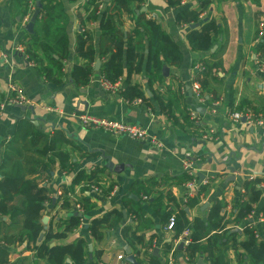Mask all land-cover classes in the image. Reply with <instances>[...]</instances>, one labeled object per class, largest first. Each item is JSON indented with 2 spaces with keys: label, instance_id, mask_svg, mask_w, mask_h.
Listing matches in <instances>:
<instances>
[{
  "label": "crops",
  "instance_id": "obj_1",
  "mask_svg": "<svg viewBox=\"0 0 264 264\" xmlns=\"http://www.w3.org/2000/svg\"><path fill=\"white\" fill-rule=\"evenodd\" d=\"M59 1L69 17L66 28L69 57L60 84L46 81L26 58L23 41L26 33L34 32L37 18L31 29H28L31 20L23 23V27L19 23L21 14L15 0H0V104L17 94H23L28 101L22 105L7 104L0 114V161L5 143L14 133L19 119L32 121L42 133L50 134L61 129L70 137L69 143H63L59 149L71 154V168L63 170L55 158L51 167L37 177V181L50 192L42 215L45 227L53 225L55 231L62 229L60 225L75 213L73 205L76 201L89 197L94 207L87 213V223L69 233L63 242L85 238L90 260L98 264H139V258L142 264H150L151 258L156 257L162 264H204L203 256H198L196 262L190 261L183 245L173 244V236L165 230L169 219L163 221L150 199L161 195L171 215H178L182 207L189 219H194L200 214L205 215V210L218 198L224 202L222 212L228 221L227 227L237 232L235 241L245 238L244 228L248 227V222L256 229L257 237L264 239V221L260 219L264 217V125H252L243 120L235 122L229 116L230 111H241L246 107L264 112V35L259 33L260 24H264V0H211L198 23L191 25L177 22V12L180 9L200 10L202 0H182L177 8L171 7L167 0L140 1V10L136 12H145L148 17L156 19L175 40L184 58L179 67L171 63L164 42L157 41L153 46V64L162 63L161 75L151 87L144 71L133 75V84L145 91L153 108L141 98L126 100L119 94V88L106 90L99 73L102 62L99 57L88 85L77 86L71 82L74 65L83 63L76 51L78 33L83 28L89 30L98 50L100 20H90L92 5L89 0ZM37 3L38 0L36 9L41 6ZM101 4V8L106 7L104 1ZM35 10L31 19L35 12H39ZM209 19H215L222 28L211 51L217 52L218 57L211 52L193 50L188 39L191 29ZM120 24L126 31H133L136 19L124 13ZM218 58L222 68L209 78L206 87H202L207 104L199 103L193 95L194 67L204 60L213 62ZM153 92L160 95L171 109L169 114L160 109ZM213 102L220 103L215 112L209 106ZM199 107L203 110H198ZM186 110L197 113L193 119L198 126L184 125L182 117ZM80 112L142 126L151 136L158 138L163 147L97 128H85L77 120ZM186 157H191L196 164L192 178L195 177L200 186L205 180L204 184H208L201 204L194 208L185 203L189 195L199 190L188 189L187 181H182ZM96 169L97 177L92 180L100 183L101 190H85V186L93 182L88 179L73 183L80 171L89 173ZM138 179L150 186L149 195H144L143 191L137 193L132 187ZM247 182H253L251 187H255L259 197L252 203L250 220L236 222L239 205L249 200L252 194V190L246 188ZM111 184H114L112 189ZM125 197L131 200L126 202ZM65 201L72 205H64ZM135 202H140L141 216L131 212ZM115 210L123 214L121 223L104 230L101 239L92 238L88 223ZM127 226H133L137 234L142 235L143 243L133 241L130 244L123 237ZM233 242L231 239L226 250V260L231 264H252L240 246L236 250L232 247ZM165 243H172V252L165 251ZM128 250L135 261L128 259ZM121 253L125 257L118 259ZM33 255L34 251L25 245L10 247V260L15 264H35ZM236 255L240 256L239 261ZM40 263L48 264L46 261ZM66 264H71L69 258Z\"/></svg>",
  "mask_w": 264,
  "mask_h": 264
},
{
  "label": "trees",
  "instance_id": "obj_2",
  "mask_svg": "<svg viewBox=\"0 0 264 264\" xmlns=\"http://www.w3.org/2000/svg\"><path fill=\"white\" fill-rule=\"evenodd\" d=\"M39 1L41 6L36 9L39 12L34 32L26 33V38L29 39L25 40V38L23 41L26 44V58L46 81L60 84L63 81L65 61L69 57V38L66 30L69 17L61 1ZM103 1L106 7L101 8ZM140 1L142 0H89L92 5L90 20H100L99 48L96 49L93 35L89 30L83 28L79 31L76 51L83 63L77 62L74 65L70 80L77 86L88 85L92 81L95 62L99 57L102 59L99 67L100 75L112 83L120 82L119 94L123 98L128 101L141 98L148 107L153 108L145 91L133 84V75L144 71L150 87L161 75L162 63L153 64V46L157 41L164 42L171 63L179 67L184 58L175 40L162 29L156 19L148 17L145 12H136L140 10ZM181 1L167 0V3L177 8ZM15 2L21 14L19 23L24 27L23 18L30 11L29 0H15ZM210 2L211 0H202L200 10L180 9L177 12V22L197 24L201 13L208 8ZM124 13L135 17L136 27L133 31H126L120 26V18ZM221 33L222 28L215 19H209L191 29L188 39L193 50L211 52ZM211 53L218 57L217 52ZM202 63L205 69L196 74L195 79L200 81L202 87H206L209 78L217 74L222 64L219 58L213 62L204 60ZM153 97L160 109L169 114L171 109L169 110L163 98L154 92ZM182 118L184 125L198 126L189 110L183 112ZM69 140L70 137L61 129L45 134L38 131L28 119L22 118L17 121L14 133L5 143L0 161V264H15L10 260V247L17 244L25 245L34 251L35 264H41L40 261H46L48 264H66L68 258L71 264H98L88 258V241L85 238L63 242L69 233L80 227L81 214L75 211L76 214L74 213L61 224L62 229L58 228V231H55L53 225L46 228L42 220L50 192L45 185L37 181V177L42 175V171L51 167L55 158L60 161L63 170L68 171L71 168V154L59 149L63 143H69ZM97 173V169L89 173L80 171L73 183L88 179V182H93L88 183L85 190H92L94 185L101 189L100 183L92 180L97 177ZM191 178L192 174L185 171L182 181H189ZM252 185L253 182L246 183V188L252 190V194L249 200L239 205L236 222L250 220L252 203L259 197V192L255 187H251ZM113 186L114 184H111L110 188L112 189ZM132 187L137 193L143 191L144 195L150 194V186L139 179L133 182ZM207 191L208 184L202 183L194 195L188 196L186 205L190 208L200 205L202 195ZM125 199L126 202L131 200L127 197ZM150 201L163 221H167L171 214L167 205L163 203L161 195ZM78 202L84 208L83 215L87 218V213L94 205L89 197H84ZM63 204L72 205L66 201ZM223 206L224 202L215 198L205 210V215L200 214L194 219H189L185 209L180 207L173 238L178 237L187 228L192 229L191 240L185 248L190 261L196 262L198 256H203L204 264H231L226 260V250L232 239L234 240L232 247L236 250L240 246L252 264H264V239L257 237L256 229L248 222V227L244 228L245 238L235 241L237 232L227 227L228 221H225ZM133 208L131 210L133 214L138 216L143 214L140 202H135ZM122 219L123 214L120 210L92 219L88 223L91 237L101 239L104 230L117 227ZM123 237L130 244L133 241L139 244L144 241L142 235L137 234L133 226L124 228ZM172 248V243H165L166 252H170ZM236 258L240 260L239 255H236ZM138 263L142 264L139 258ZM150 264L162 263L155 257L151 258Z\"/></svg>",
  "mask_w": 264,
  "mask_h": 264
},
{
  "label": "built area",
  "instance_id": "obj_3",
  "mask_svg": "<svg viewBox=\"0 0 264 264\" xmlns=\"http://www.w3.org/2000/svg\"><path fill=\"white\" fill-rule=\"evenodd\" d=\"M36 2L37 0H29V6H30V11L27 15L24 16L23 18V23H27L31 20V13L36 9ZM101 7V6H100ZM259 33L261 36L264 35V24L263 22L259 26ZM264 65V64H263ZM205 69L204 64L202 62H199L195 65L194 70L196 74L201 73ZM102 86L108 90V91H116L119 88L118 83H112L107 79L102 78ZM193 87V95L194 98L202 104H207V99L206 96L203 92L202 85L198 79H194L192 83ZM28 103L26 97L22 94H17L14 97H10L9 99L5 100L0 104V114L2 111L5 109L7 104H17V105H22ZM219 102H213L211 103L210 110L212 112H215L218 108ZM192 118H195L197 116L196 112H193ZM230 118L235 121V122H241L242 120L245 123L252 124V125H264V112L263 111H256L253 108L246 107L242 109L241 111L234 110L230 111L229 113ZM77 120L79 123L85 127V128H98L103 130L104 132L114 134V135H123L130 137L134 140L137 141H145L149 142L150 144L156 145L158 148L163 147V143L156 137L151 136L147 129L138 126L133 123L125 122V121H120L118 119L110 118V117H105V116H98L94 114H90L87 112H80L77 114ZM196 167L195 162L192 160L191 157H186L183 160V168L189 172V174H193V169ZM206 183V180L204 181ZM186 186L188 189L196 190L200 188V182L193 177L191 180L186 182ZM117 188L115 187L114 190ZM93 191H99L101 190L99 187L96 185L92 186ZM185 203H187L185 201ZM75 210L78 214H81V223L80 227H83L87 223L86 216L83 215L84 213V208L81 206V204L76 201L75 203ZM262 221H264V217L262 216L260 218ZM176 222H177V214L172 213V215L169 217L168 222L165 225V230L168 231L171 235L174 233V229L176 227ZM191 233L192 229L187 228L185 229L178 237L173 238L172 242L173 244L181 243L184 248L189 244L191 238ZM258 235V234H257ZM172 252V251H171ZM125 255L123 253L118 255V259H123ZM187 257V256H186ZM173 261V259H172ZM172 263V262H171Z\"/></svg>",
  "mask_w": 264,
  "mask_h": 264
},
{
  "label": "water",
  "instance_id": "obj_4",
  "mask_svg": "<svg viewBox=\"0 0 264 264\" xmlns=\"http://www.w3.org/2000/svg\"><path fill=\"white\" fill-rule=\"evenodd\" d=\"M37 4H38V6H40V1L39 0H38V3ZM36 18H37V12H35V14L33 15L32 19H31V21L29 23L28 29H31L33 27ZM99 64H100V62L98 61L97 62V66H99ZM165 71H168V69H165ZM198 110L202 111L203 109L201 107H199ZM111 167H112V164L109 165V168H111ZM116 169H118V167H116ZM115 171L118 172L120 170H115ZM201 178H202V176H201ZM205 206H207V203H206ZM90 247L92 248V246H90ZM128 254H129L128 255V259H130L131 261H135L134 256L132 254H130V251L129 250H128Z\"/></svg>",
  "mask_w": 264,
  "mask_h": 264
},
{
  "label": "rangeland",
  "instance_id": "obj_5",
  "mask_svg": "<svg viewBox=\"0 0 264 264\" xmlns=\"http://www.w3.org/2000/svg\"><path fill=\"white\" fill-rule=\"evenodd\" d=\"M16 96V95H15ZM14 97V96H13ZM106 117V116H105ZM98 129V128H97Z\"/></svg>",
  "mask_w": 264,
  "mask_h": 264
}]
</instances>
